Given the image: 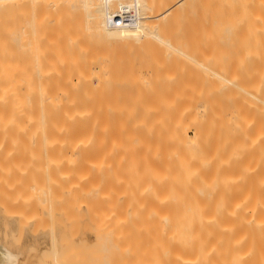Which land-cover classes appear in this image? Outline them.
Instances as JSON below:
<instances>
[{"label":"bare ground","instance_id":"1","mask_svg":"<svg viewBox=\"0 0 264 264\" xmlns=\"http://www.w3.org/2000/svg\"><path fill=\"white\" fill-rule=\"evenodd\" d=\"M0 264H264V0H0Z\"/></svg>","mask_w":264,"mask_h":264},{"label":"rangeland","instance_id":"2","mask_svg":"<svg viewBox=\"0 0 264 264\" xmlns=\"http://www.w3.org/2000/svg\"><path fill=\"white\" fill-rule=\"evenodd\" d=\"M210 49H212L217 54V56H219V57H228L231 60H233L234 61V67L237 69L247 70V71H251L253 69L254 63H252L251 61L253 59H255V57L253 56L252 57L253 59L251 58V60H249L251 56H249L248 59H245L248 57V54H244L241 50H239L237 48H226V47L224 48L222 46H215L213 48H211V47H201V48L198 47L197 48V50H199V51L210 50ZM206 58H207V56H205V55L197 54L196 59H197L199 66H200V62H203L205 64ZM141 85L145 86V82L141 81ZM155 124H159V122L157 121ZM191 136H193V133L191 134ZM187 147H188L189 151H193V152H195V151L198 152L199 150H202V147L197 142V140L190 141V143L187 145ZM19 239H21V237L19 238V236H18V242L16 240L15 242H17V243H14V245L17 246L23 241V237L21 239V242L19 241Z\"/></svg>","mask_w":264,"mask_h":264},{"label":"built area","instance_id":"3","mask_svg":"<svg viewBox=\"0 0 264 264\" xmlns=\"http://www.w3.org/2000/svg\"><path fill=\"white\" fill-rule=\"evenodd\" d=\"M127 19H128V17H123V16L117 17V21H116L115 25L118 27L124 26L125 23L128 21Z\"/></svg>","mask_w":264,"mask_h":264}]
</instances>
